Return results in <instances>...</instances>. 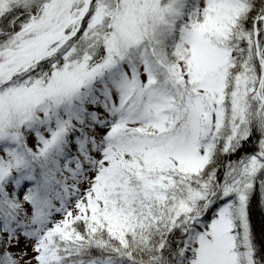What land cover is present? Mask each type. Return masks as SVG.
Segmentation results:
<instances>
[{"label": "snow or ice", "instance_id": "snow-or-ice-1", "mask_svg": "<svg viewBox=\"0 0 264 264\" xmlns=\"http://www.w3.org/2000/svg\"><path fill=\"white\" fill-rule=\"evenodd\" d=\"M0 264H264V0H0Z\"/></svg>", "mask_w": 264, "mask_h": 264}, {"label": "trees", "instance_id": "trees-1", "mask_svg": "<svg viewBox=\"0 0 264 264\" xmlns=\"http://www.w3.org/2000/svg\"><path fill=\"white\" fill-rule=\"evenodd\" d=\"M253 220H254V223L256 224L257 229H259V226H260V211H259L258 208L254 209Z\"/></svg>", "mask_w": 264, "mask_h": 264}]
</instances>
